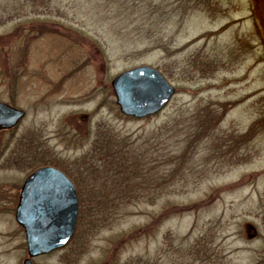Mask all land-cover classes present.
<instances>
[{
    "label": "rangeland",
    "instance_id": "obj_1",
    "mask_svg": "<svg viewBox=\"0 0 264 264\" xmlns=\"http://www.w3.org/2000/svg\"><path fill=\"white\" fill-rule=\"evenodd\" d=\"M143 65L174 94L124 117L110 81ZM0 103L23 113L0 131V264L27 257L14 208L40 166L72 181L78 217L30 264H264V0H0ZM126 137L180 157L179 180L103 178Z\"/></svg>",
    "mask_w": 264,
    "mask_h": 264
},
{
    "label": "water",
    "instance_id": "obj_2",
    "mask_svg": "<svg viewBox=\"0 0 264 264\" xmlns=\"http://www.w3.org/2000/svg\"><path fill=\"white\" fill-rule=\"evenodd\" d=\"M110 85L119 112L136 119L157 113L174 93L154 68L144 65L116 75ZM22 116L21 110L0 103V130L15 127ZM77 212L74 186L62 171L40 166L29 173L20 186L14 211L28 258L64 247L74 233ZM24 264H30L29 259Z\"/></svg>",
    "mask_w": 264,
    "mask_h": 264
},
{
    "label": "trees",
    "instance_id": "obj_3",
    "mask_svg": "<svg viewBox=\"0 0 264 264\" xmlns=\"http://www.w3.org/2000/svg\"><path fill=\"white\" fill-rule=\"evenodd\" d=\"M178 126V123L174 124L173 126H171L170 124V129H174L175 127ZM169 129V130H170ZM176 131L178 130H173L172 133L169 135L171 139L176 138V137H180L182 136L181 133H176ZM127 139V143L121 139V141H119V146L117 147V149H119L118 151H114L109 158V154L112 152V149L108 150V154H106V163L103 169V171H106L108 174L103 173V178L104 177H110L111 180L114 178V176L119 175V176H124L123 182L121 183L119 181L118 186H127L128 185V179L129 178H139L141 180V183L138 185H144L145 182V178H147L149 176V174L153 173L154 170H156V173H154L153 175H151V177H153L154 181H157L158 184H162L165 183L166 180H176V182L179 180V178H177V174L178 172L181 170L182 166H183V162L181 161L180 157H174V156H166L160 154L159 149H156V153L153 151L152 152V148L149 147V149L151 150L152 153H150L148 159L145 158V156H147V151H145L144 153L142 152V149L140 150L137 147L135 148H131L129 149L128 144L130 143V137H126ZM133 145L135 144L134 141ZM158 144H161L158 142ZM109 147V145H108ZM156 147V146H155ZM110 148V147H109ZM155 153V154H153ZM154 155V157H153ZM173 161H171V160ZM100 162V164H102L104 162V160L98 161ZM164 164L169 165H174L176 170L173 169H168V170H161L158 171L157 169L160 166H163ZM108 168V170L106 169ZM98 171V170H96ZM103 180V179H102ZM156 186V185H155ZM157 188V186H156ZM127 193L126 191L118 192L116 194H112V201L115 200L117 198V196L119 194L123 195ZM132 193V192H131ZM129 193V194H131ZM151 194L145 193L143 191L140 192H136L135 193V199H139V198H147L150 197ZM160 195V194H158ZM152 199V198H151ZM100 206V208L102 207V203H98Z\"/></svg>",
    "mask_w": 264,
    "mask_h": 264
}]
</instances>
